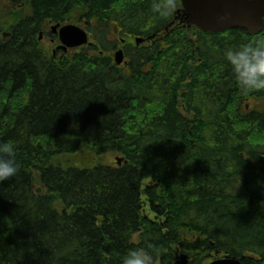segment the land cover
Returning a JSON list of instances; mask_svg holds the SVG:
<instances>
[{
	"label": "trees",
	"instance_id": "16d2710c",
	"mask_svg": "<svg viewBox=\"0 0 264 264\" xmlns=\"http://www.w3.org/2000/svg\"><path fill=\"white\" fill-rule=\"evenodd\" d=\"M7 1L0 141L20 169L0 184V264H121L138 247L156 264H264V107L247 108L264 91L243 92L224 58L264 30L167 31L152 0ZM74 13L93 44L54 56L39 37ZM84 151L124 163H72Z\"/></svg>",
	"mask_w": 264,
	"mask_h": 264
},
{
	"label": "water",
	"instance_id": "95a60500",
	"mask_svg": "<svg viewBox=\"0 0 264 264\" xmlns=\"http://www.w3.org/2000/svg\"><path fill=\"white\" fill-rule=\"evenodd\" d=\"M185 10V20L205 33H220L232 29L246 30L250 35H255L264 30V0H182ZM54 34H58L62 49L65 52L70 49H78L92 44L89 33L76 25H55L52 28ZM153 39V38H151ZM150 39V40H151ZM145 39L137 38L139 46ZM124 52L120 50L115 55L117 65L124 63ZM118 166L124 163L123 158H117ZM182 264H188V256L182 254L177 260ZM209 264H244L233 257H225Z\"/></svg>",
	"mask_w": 264,
	"mask_h": 264
},
{
	"label": "clouds",
	"instance_id": "9594fccd",
	"mask_svg": "<svg viewBox=\"0 0 264 264\" xmlns=\"http://www.w3.org/2000/svg\"><path fill=\"white\" fill-rule=\"evenodd\" d=\"M182 7V0H152L151 11L158 19H168ZM224 58L241 90L264 91V43L228 47ZM20 165L13 143L0 141V184L16 176ZM156 250L138 247L122 257L121 264H155Z\"/></svg>",
	"mask_w": 264,
	"mask_h": 264
},
{
	"label": "rangeland",
	"instance_id": "374dc122",
	"mask_svg": "<svg viewBox=\"0 0 264 264\" xmlns=\"http://www.w3.org/2000/svg\"><path fill=\"white\" fill-rule=\"evenodd\" d=\"M24 10H20L18 13H16V19L19 17H25L26 14L30 13V9L28 8V6L23 8ZM13 6L12 4L8 3L7 0H0V21L2 22V25L5 23H10L11 22V15L10 13L13 11ZM185 10L182 4V7L175 13V15L172 18V22L169 25V29L172 28L174 25H178V24H183L191 29L193 28H197L194 25L191 24V22L189 20H185ZM81 13H74L72 15V18L69 19L67 22H65L63 25H76L79 26L81 28L86 29V26L84 23H80L78 22V19L80 18ZM16 21V20H15ZM53 25H50L49 27H47L44 30V35L43 37L40 36L39 40L42 44V46L51 54H53L54 56H57V47L59 46L60 42L59 39L55 36H53L51 28ZM10 34L9 33H5L3 34L2 39L3 40H8ZM122 39L126 38L128 40V37L124 36V35H120ZM92 41V39H91ZM56 50V53H55ZM73 50V49H72ZM71 51V50H70ZM116 52L114 53V58H115ZM258 107L260 109H263L264 107V98L258 101L252 100L250 101V105L247 108H252V107ZM119 158V156H117L116 154H108L102 157H97L94 156L92 154H90L89 152H82L77 156H72L71 160L72 163H75V165L78 166H82V167H93L96 166L98 164H102V165H116V159ZM148 214V211H147ZM182 253L181 251L178 252V256H181ZM177 256V257H178ZM225 257H228L226 254H218V253H210L207 254L205 256V260L202 264H209L215 260L218 259H223ZM191 261V259H189V262ZM176 264H182V260L176 258Z\"/></svg>",
	"mask_w": 264,
	"mask_h": 264
},
{
	"label": "flooded vegetation",
	"instance_id": "af4514ba",
	"mask_svg": "<svg viewBox=\"0 0 264 264\" xmlns=\"http://www.w3.org/2000/svg\"><path fill=\"white\" fill-rule=\"evenodd\" d=\"M53 27V26H52ZM51 31H52V28H51ZM51 34H53V33H51ZM44 35V34H43ZM53 36H55V37H57L58 39H59V36L58 35H54L53 34Z\"/></svg>",
	"mask_w": 264,
	"mask_h": 264
},
{
	"label": "bare ground",
	"instance_id": "6f19581e",
	"mask_svg": "<svg viewBox=\"0 0 264 264\" xmlns=\"http://www.w3.org/2000/svg\"><path fill=\"white\" fill-rule=\"evenodd\" d=\"M145 43V42H144Z\"/></svg>",
	"mask_w": 264,
	"mask_h": 264
}]
</instances>
